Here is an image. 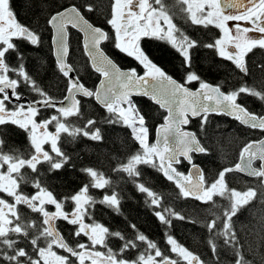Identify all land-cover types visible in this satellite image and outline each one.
I'll list each match as a JSON object with an SVG mask.
<instances>
[{
  "label": "snow or ice",
  "instance_id": "obj_1",
  "mask_svg": "<svg viewBox=\"0 0 264 264\" xmlns=\"http://www.w3.org/2000/svg\"><path fill=\"white\" fill-rule=\"evenodd\" d=\"M178 2L188 5L187 9H182V11H187L190 14L193 24H203L204 26L215 24L224 31L225 35L230 32L226 26V22L230 20L250 22L254 26L243 29L239 24L235 26L236 35L228 43L237 50L236 52L229 51L225 46V41L221 39L215 40L214 44L204 45L207 48H215L219 56L233 61L241 72L247 74L248 70L244 60L246 54L255 47L264 49V38L253 39L247 36L250 31L264 33V0H203V3L196 5L195 11L190 0H178ZM132 4L133 0H124L123 3L122 0H114L111 19L108 23L115 30V47L128 56H134L145 69L143 75L137 74L135 69L127 72L121 71L102 51L100 45L109 38L108 34L101 28L90 24L81 12V8L89 12L92 11L93 8L90 4L79 6L72 4L51 15L47 23L55 33L53 43L56 49V63L58 70L69 78L68 96L65 99L71 100L69 105L61 106L57 111L63 117L79 114L80 102L76 96H95L96 100L100 101L114 117L107 122H122L130 126L134 139L139 143L142 150L131 156L128 163L119 169L120 171L126 172L129 177H139L140 172L137 170V165L145 164L158 168L168 180L175 182L182 196L194 197L203 202L212 201L214 195L225 196L228 193L230 209L224 213L226 219L223 229L218 235L224 237L226 245L233 244L234 246L236 240L235 234L231 230V219L241 207L255 198L257 193L252 189L246 192L229 190L225 183V175L237 170L247 172L250 176L264 178V142H261L259 146L255 142L248 143L240 152V163L235 165V169L225 168L219 173L218 179L206 187L203 172L198 166L192 164V156L190 155L191 153H205L206 149L201 145L196 135L190 131H185L183 126L189 124L190 117L200 116L201 127L203 128L207 122L208 114L217 113L233 116L242 124L264 130V116L250 113L237 102L241 93L255 95L261 100H264V93L243 86L236 91L225 94L219 87H213L203 82L194 71L187 73L185 83H180L171 75L166 74L141 50L139 47L141 37L153 36L160 40H166L183 57L185 64L189 67L191 65L190 50L198 46V41L183 34H181V39H177L174 33L178 29L172 23L162 0H155V4L160 5L159 9L153 7L149 0H138L139 13L131 10ZM205 5L208 9L206 12ZM226 9H237V14H225ZM161 21H163V25L167 26V31L161 25ZM69 26L84 33L85 51L91 59L95 71L104 77L100 82L103 87L97 88L95 92L86 88L76 77L70 75L73 69L66 62L69 53ZM13 38H23L32 45H38L41 42L40 37L35 32L16 22L14 13L9 6V0H0V44L3 45L0 47V94H2V98H0V125L11 123L18 125L26 132L30 131V141L35 150V154L31 155L29 159L0 153V169L7 165L6 172L0 171V192L6 193L14 200V203L9 204L4 199H0V245L4 246L0 248V260L7 261V264H41V261L43 264H71L69 256H61L53 251L55 245L65 250L71 257H75L78 264H85L86 259L90 260V264H177L176 260L164 256L155 242L148 240L144 234L140 233L136 235L135 240L145 242L147 249L155 250V255L148 254L145 257L141 253L137 260L131 262L118 258L125 251L135 248L137 245L133 240H125L119 231L110 233L107 227L99 223L88 224L84 222L85 216L89 215L88 206L97 202L88 194L89 185H85L78 193L71 196V200L75 203V209L71 213L64 212L63 203L57 201L53 193L42 187L39 181L34 183L33 186L38 191L31 197L18 192L19 184L13 173H16L20 180H23V176L20 175L21 168L27 166L36 172L37 165L44 161L49 164V170L54 171L61 169L67 163L68 157L61 151L57 143L61 132H68L73 137L82 132L84 136L92 140H100L102 137L98 128L93 132L86 130L95 124L93 120L87 121L85 129L70 131L69 127L60 122L56 116L37 123L34 119L38 114V108L35 104H28L26 110L25 105H17L13 110L6 107V101L12 102L13 98L17 101L20 100V95L16 91L19 86L18 80L6 75L10 70L15 71L16 75L23 79V82L30 84L33 90L44 96L43 101L40 102L44 107H56L52 98L43 93L35 81L31 80L24 70L23 63L20 64L18 70L10 69L6 63V54L10 50H16V45L12 42ZM197 81L199 82V90L197 91H192L186 86V83ZM7 90H11V96ZM133 94L148 97L168 111L164 123L158 129L159 138L155 144L149 145L147 143L148 128L145 124V117L139 114L138 109L133 106L131 100ZM61 103L63 104V102ZM123 105H127V107H123ZM53 121H56V131L49 133L46 129L48 124ZM37 129L45 131L41 136H37ZM49 142L55 157L43 149V144ZM2 143L3 141L0 140V144ZM180 157L192 164V171L188 175L178 172L173 166L181 162ZM255 159L262 162L259 169L252 167ZM82 171L92 178L91 187L103 188L109 184L108 180L92 168L82 169ZM137 187L140 192L146 193L151 198V205H159L156 193L142 183L138 184ZM99 202L114 208L117 212L119 211L120 202L116 194L105 195L103 200ZM21 204L26 205L33 212L40 213L43 217L42 225L38 226L34 221L31 223L22 222L17 210V206ZM45 205H54L56 211L48 212ZM9 216L15 219H10ZM155 216L167 226H171L169 216L184 219L183 216L173 213L169 209H165L164 212L156 211ZM57 219H63L71 225H78L75 235L86 236L90 245L79 243L76 248L70 246L54 226ZM207 227L211 232L216 227L215 221L208 224ZM29 229L37 230L30 240L37 258H33L24 248H18L16 246L18 241L10 238V234L22 235L27 238ZM108 235L125 240L119 253H114L111 248L107 249V253L92 250L95 249L96 245L107 247L105 241ZM41 239L46 243V247L39 246L38 242ZM166 242L171 246V252L176 253L186 264H202L198 256L181 246L173 236L167 235ZM209 243L215 252V243L213 241ZM156 257L161 259L156 260ZM236 264H248V262L240 257Z\"/></svg>",
  "mask_w": 264,
  "mask_h": 264
},
{
  "label": "trees",
  "instance_id": "obj_2",
  "mask_svg": "<svg viewBox=\"0 0 264 264\" xmlns=\"http://www.w3.org/2000/svg\"><path fill=\"white\" fill-rule=\"evenodd\" d=\"M20 1L18 2L22 6L17 5L12 9L22 13L24 17H28L31 22L38 24L40 28L43 27L45 19L51 13L60 9L64 4H71L72 2V4L78 6L83 4L92 6V11L89 12L81 8V12L89 23L95 27H105V23L110 19V0ZM68 42L70 52L80 50L78 36L75 33L71 32L69 34ZM43 49L40 47L39 52H48ZM28 55L26 54V56ZM211 61L212 58L205 54L203 60L200 58L198 67L201 68L205 76H207V73L212 74L208 77V81L219 85L220 90L224 93L236 91L243 86L264 93V52H256V49H253L247 54L246 67L248 71L244 75L218 60H214V64H211ZM33 64H35V66H32L36 68V72H45L46 68L48 69V66H50V84H53L51 57L49 59L48 54H44L43 57L40 55ZM87 73L90 74L89 71ZM82 84L88 88L92 86L88 80ZM237 102L251 113H262L264 110V100H260L258 104H255L253 101L247 102L239 95ZM144 106L143 110L140 109V112L145 117L146 122L151 124L153 120H148L146 115L149 105L144 104ZM80 109V117L85 119V122L88 120L95 121V124L90 126L89 129L98 128L102 137L101 141L84 139L79 136L72 137L68 145L64 149L61 148V151L68 157L67 163L59 170L49 171L43 169L42 171L45 173L49 171V177L43 174L44 180L41 181L53 193L57 201L63 203V211L66 213H71L75 208L71 196L80 191L85 185H89L88 194L97 202L88 206L89 215L85 216L84 222L88 224L99 223L107 227L110 233L119 231L125 237V240H133L137 245V247L125 251L118 258L131 262L137 260L141 253L145 256L148 254L155 255V250L147 249L145 242L135 240L136 235L140 233L144 234L148 240L155 242L164 256L176 261L178 255L171 252V246L166 242L167 235L173 236L181 246L198 256L202 264H234L240 257H243L248 264H264V192L259 189L258 183L255 184L253 180L243 179L235 175V183H232L231 179V181H226L229 190L246 192L253 187L252 190L257 193L255 198L241 207L236 215L232 217L231 230L235 234L236 242L234 246L233 244L226 245L224 237L218 235V233L222 231L226 219L224 213L230 209L228 193L222 197H215L212 201L199 204L197 201L180 196L172 184L164 181L155 169L153 171L140 170L139 177L123 182V177L115 172V165L136 154L138 148L122 127L115 123L106 126V121H102L100 114L102 111L90 100L82 101ZM219 121L218 118L211 116L202 128L201 122L196 120L198 128H193L201 144L206 149L207 155L197 158V163L203 169L207 184H210L217 174L227 168L235 159L236 144L240 140V138H235L237 135L232 131H226L225 124ZM78 126L82 127V124ZM0 140L3 141L0 145V153L23 159L27 155L24 145L21 144L19 139L18 132L12 130L11 127L0 128ZM13 147H18V150L12 151V149L9 151ZM86 168H92L108 177L110 179L108 187L105 190H96L91 187L89 177L86 172L82 171ZM137 183L144 184L145 187L156 193L159 199L158 206L151 205V198L137 190ZM112 194H116L120 202L118 212L114 208L99 202L104 195ZM52 209L53 207H50L51 212H53ZM165 209L183 216L184 219L169 216L171 226L162 224L155 216V212H164ZM213 221H215L216 227L210 232L207 225ZM56 229L73 248H76L77 244L87 241L84 235H75L76 225H71L62 219L56 222ZM125 240L108 235L105 241L107 247L101 245L99 251L107 253V249L111 248L114 253H119ZM210 241H213L216 245L215 252L212 250ZM3 247L0 246V248ZM58 252L60 255H65L63 249H59ZM156 259L160 260L161 258L156 257ZM0 264H7V261L0 260Z\"/></svg>",
  "mask_w": 264,
  "mask_h": 264
},
{
  "label": "flooded vegetation",
  "instance_id": "obj_3",
  "mask_svg": "<svg viewBox=\"0 0 264 264\" xmlns=\"http://www.w3.org/2000/svg\"><path fill=\"white\" fill-rule=\"evenodd\" d=\"M18 1H20V0H9V6H10V9L12 10V12L14 13L16 22H18L22 26L27 27L30 31L35 32L40 37L41 42L38 45H32L29 41H27L23 38H13L12 42L16 45V50H10L9 53L6 54V63L10 66V69H15V70H18L20 67V64L23 63L24 70L28 73L31 80L35 81V84L38 86V88L40 90H42V92L45 93L48 97H51L53 101H59L64 97L66 90H67L69 85L67 83L66 77L59 73V71H58V69L54 63V60L52 58L51 48H50V29L47 26V20L51 15H53L57 11L62 10L65 6H71L73 2L72 3L70 2L71 4H68V3L66 5L64 4L63 6L60 7V9L51 13L45 19V21L43 23V27L40 28V27H38V24L31 22L28 17H24L22 13H19V12L14 11L12 9L14 6L17 7V5L22 6V5H20L21 1H20V3ZM110 1H111V12H110V19H111L112 6H113L114 0H110ZM123 2H124V0H122V3ZM149 3L152 4V6L157 8V9L160 8V5L155 4V0H149ZM162 3L165 6L168 15L171 17L172 23L176 26V29H178V31H176L174 33V35L177 37V39H181L182 38L181 34H183L184 36H187L191 39L198 41V46L195 47L194 49L190 50L191 65L189 67L188 65L185 64L183 57L166 40H160V39L153 37V36H142L141 37V39L139 40V47L141 48V50L152 60V62H154L158 67H160L166 74L171 75L174 79H176L180 83H185L187 73L189 71H194L201 78V80L203 82H206L210 85L217 86L220 88L219 85L213 84L212 82L208 81V77L212 76V74L207 73L206 74L207 76H205V74L201 70V68L198 67L199 66L198 62H199L200 58L203 60L205 54L210 56V58H212L211 64H214V60H218V61L222 62L223 64L230 66L233 70H236L243 75L245 74L244 72H241L239 68L236 67V65L233 61L219 56L218 52L216 51L215 48H207L204 46V45L209 44V43L214 44L215 40L222 38L221 37V35H222L221 29L219 27H217L215 24H209L207 26H204L203 24H193L191 19H190V14L187 11H182V9H187L188 5L178 2V0H162ZM190 3L192 5L193 10L195 11L196 5L203 3V0H190ZM130 7H131V10L133 12L139 13L138 0H133V4ZM207 10H208L207 6L205 5V12ZM125 11L127 12V9H125ZM198 15H199V13H198ZM108 21L105 23V25H106L105 27H102V28L99 27L104 32H106L108 34V37H109L106 41H104L100 45L102 51L105 53V55L109 59H111L113 61V63L120 70H128L129 71L131 69H135L137 74H139V75L144 74L145 69H144L143 65H141L139 63V61H137L135 59L134 56H128L126 53L119 51L115 47V43H116L115 30L108 23ZM237 24H239L241 26V29L254 27L250 22H245V21L230 20V21L226 22V26L230 29V32L228 33V35H226L225 46L231 52L237 51L234 47L231 46V44L228 43V41H230L236 35L235 26ZM161 25H163V21H161ZM163 26L165 27V31H167V26L166 25H163ZM71 32L75 33L78 36V46H79L80 50L78 52H70V48H69V53H68V56L66 57V62H67V64H69L71 66V68L73 69L74 75L80 81V83H83V82L88 80L89 83L92 84V86L90 88H88L86 86L85 87L93 91L98 80H99V75L92 72V70L90 69V66L88 64V60L85 57L84 53L82 52V48H81V44H80V35L78 33H76L75 31L68 29V39H69V34ZM247 36H249L253 39H260V38H264V33H259L256 31H250L247 33ZM2 46L3 45L0 44V47H2ZM40 47L44 48L43 50H46L48 52H39ZM68 47H69V42H68ZM103 48H105V49H103ZM253 49H256V52H264V49L259 48V47H255ZM29 50H31V52H29ZM32 51H35V52H32ZM26 54H29L30 57H28L29 55L26 56ZM44 54L45 55L48 54L49 59L51 57V61L53 64V68H52V72H53L52 78H54L53 84H50V66H48V69L46 68L45 72H39V71L36 72V68L33 67V66H35V64H33V62L36 61L40 55H41V57H43ZM247 54L244 57L245 64H246ZM86 70L89 71L91 75L88 74ZM6 75H8L9 78L17 79L19 82V86L17 87L16 91L20 95V100L17 101L13 98L12 102L6 101V107L9 110L15 109L17 105H25V110H26L28 102L32 103V102H36V101H43L44 96L40 95L37 91L33 90L32 86L30 84H26L25 82H23V79L21 77H18L16 75L15 71L10 70L8 73H6ZM44 75H46V76H44ZM92 75H93V78H92ZM186 86L190 90H193V89H196L199 87V82L197 81V82L186 83ZM7 91H8V94L11 92V90H7ZM225 94H228V93H225ZM240 95L247 102L253 101V102H255V104H258L259 101L261 100L257 96L250 95L247 93H241ZM0 98H2V94H0ZM141 99H143V100H141ZM77 100H79V102H80L79 103V114L72 115L69 117H63L59 112H55L54 110H52L50 108H41V109H38V114L36 117H34V119L36 120L37 123H40L42 121L49 120L52 116H56V117L62 116L61 118L59 117L60 122L64 123L66 126H68L70 131L73 129H85V125L87 124V121L85 122V119H82L80 117V115H81L80 107H81L82 101L90 100L94 105H96V104L93 102L92 97H88V98L77 97ZM131 100L133 102V106L136 109H138V112L141 115H142V113L140 112V109L143 110V108L145 107L144 104L149 105L147 108L148 111H146L148 113L147 114L145 113V114L147 115L148 120H151V119L153 120V123L149 124L145 120V124H146V127L148 128L147 143L149 145H151V144H153V141H154V130L157 126L162 124V120L164 119L166 114L162 109H159L156 105L152 104L149 99L139 97V98H131ZM126 106L127 105H123V107H126ZM242 107H244V106H242ZM99 109L102 111V113H100L101 117H102V121H106L105 125L110 126L112 123H108L107 121L109 119H113L114 117L112 116V114H110L107 111V109H101V108H99ZM252 114L257 115V116H264V110L262 113H252ZM211 116L218 118L220 120L219 122H223L225 124V128L227 129L226 131H232V133H235V135H237L235 138H240V140L238 142L236 141L237 142V144H236L237 145L236 146V152L237 153H236L235 159L230 163V165L227 168H231L237 163L241 149L245 145H247L248 143H251V142H257L261 139H264V130H257V129H251L248 127H243L237 122V120L229 119L227 117H224L223 115H208L207 120ZM196 120H199L201 122V117L196 118V119H190L189 124L186 127H184L183 129L185 131H190L196 135V133L193 130V128L194 129L198 128V125L196 126ZM81 124H82V127H79L78 125L81 126ZM115 124L122 127L128 133L129 138L138 148L135 153L141 152L142 150L140 148V145L134 139L133 131L131 130V128L128 125L123 124L122 122H117ZM6 126H9L12 128V130L18 132V136H19V139L21 140V144L23 143L24 148H25V152L27 153V155L24 157V159H29L31 157V155L35 154V150L31 144V141H30V135H31L30 131L26 132L25 130L21 129L18 125H13L11 123H8L5 125H0V128L6 127ZM55 127H56V122L53 121L52 123L48 124L46 131L49 133H55V131H56ZM86 130H88L89 132H93L96 129L87 128ZM44 131L45 130H43V129H37L36 135L41 136ZM77 136L84 138V139L92 140L89 137L84 136L82 132L76 134L74 137H77ZM20 137H22L23 139H21ZM72 137H73V135H70L68 132H61L60 136H59V140L57 142L58 147L60 149L61 148L64 149L65 146L68 145V142ZM196 137H197V135H196ZM197 139H198V137H197ZM95 141H99V140H95ZM62 144H63V146H62ZM43 149L45 151H48L50 155L55 157V153H53L51 151L50 142L43 144ZM11 150L12 151L18 150V147H13V148L9 149V151H11ZM190 155L192 156V164H196L200 167V165L197 163V158L204 156V155H207V154L205 152V153H202L201 155H195L193 153H191ZM130 158H131V156L128 157V159L126 161L115 165V168H116L115 172L117 174H120L123 177V182H127L128 180L131 181L132 179L137 178V177H129V175L126 172L119 170L123 165L128 163ZM180 161L181 162L178 164H175L174 167L177 169L178 172H180L184 175H187L188 168L192 164L186 163L181 158H180ZM252 166L257 169L259 166V162L258 161L253 162ZM43 169L49 170V164L47 162L42 161L41 163H39L37 165V171L36 172H33L27 166L21 168L20 175L23 176V178H24L23 180H20L19 176H17L16 173H13V176L17 178V181L19 184L18 192L22 193L28 197H31L32 195L36 194L38 190L33 186L36 181H39L41 186L45 187L46 185L41 180H44L43 174H45L47 176L49 175L48 173L50 170L48 171V173H45L44 171H42ZM143 169L152 170V171H153V169H155L159 173V175L161 176L160 170H158V168H153V167H151L149 165H145V164L137 165L138 171H140V170L142 171ZM200 169L203 172V169L201 167H200ZM0 171L6 172L7 166H4L2 169H0ZM219 173L217 174V176L215 177V179L211 183H213L216 179H218ZM98 174L101 175L104 179L108 180L110 183V179L108 177H106L100 173H98ZM203 175H204V173H203ZM234 175L236 177H240L243 179L253 180L255 184L258 183L257 185L259 186V189H261L264 192V190L260 186V177H254V178L250 179V178H246V177L241 176V175L234 173V172H228L225 175V183L227 180L228 181L232 180V183H235L236 177ZM87 176L89 177V179L92 183V178L88 174H87ZM138 184L139 183L136 184L137 190H138V187H137ZM210 184L206 183L205 186L207 187ZM108 185H106L103 188H95V189L96 190H105L106 187H108ZM45 188H47V187H45ZM252 188H250V189H252ZM47 190H49V189L47 188ZM140 193H142V192H140ZM180 196H182V195L180 194ZM182 197H184V196H182ZM215 197H218V196L214 195L213 198H215ZM184 198H186V197H184ZM0 199H4L9 204L14 203L13 197H10L6 193H3V192H0ZM102 200H103V198H102ZM193 201H196V200H193ZM203 203H205V202H203ZM199 204H202V203H199ZM21 206H23V207H21ZM50 207H52V206L45 205L46 210L48 212L52 213L50 211ZM17 210L21 216L22 222L31 223L34 221L37 223L38 226L42 225L43 217L40 213L33 212L31 209H29L26 205H23V204L18 205ZM9 218L15 219L11 216ZM58 220H61V219L55 220V227H56V222H58ZM77 228H78V225H76V230H77ZM36 231L37 230L29 229V236L27 238H25L22 235L10 234V238L18 241L17 246H19L20 248H24L33 258H37V254L34 251L33 246L30 243V240L36 234ZM38 243H39L40 247H46L47 246L43 239H41ZM84 243L90 245L88 238H87V241ZM0 246H3V245H0ZM100 246L101 245H96L95 249H92V250L99 251ZM59 249H61V248H58L55 245L53 246V251H55L58 255H60V253L58 252ZM77 250H79V249H77ZM64 252H65V255H61V256H69L71 264H78V261L76 260L75 257H71L70 254L67 253L65 250H64ZM177 258H178L177 264H185V263H183L184 261L179 256H177ZM41 264H43V261H41ZM85 264H90V260L86 259ZM234 264H236V263H234Z\"/></svg>",
  "mask_w": 264,
  "mask_h": 264
},
{
  "label": "water",
  "instance_id": "obj_4",
  "mask_svg": "<svg viewBox=\"0 0 264 264\" xmlns=\"http://www.w3.org/2000/svg\"><path fill=\"white\" fill-rule=\"evenodd\" d=\"M62 10H63V9H62ZM62 10H60V11H62ZM229 13H231V14H237V9H226V10H225V14H229ZM54 14H55V13H54ZM54 14H53V15H54ZM50 17H51V16H50ZM50 17L48 18V20L50 19ZM48 20H47V21H48ZM47 26H48L49 29H50V48H51V55H52V58H53V60H54L55 65H56V67H57V63H56V49H55V45H54V43H53V37H54L55 33H54V30L51 28V26H50L48 23H47ZM94 27H95V26H94ZM68 29H71V30L75 31L76 33H78V34L80 35V44H81L82 52L84 53L85 57H86L87 60H88V64H89V66H90V69L92 70V72H94V73H96L97 75H99V80H98V82H97V84H96V86H95V88H94V90H93V92H95V90H96L97 88H102V87H103V86L101 85L100 82H101V80L104 79V77H102L100 73H98V72L95 71V69H94L93 66H92V61H91V59L88 57V55H87V53H86V51H85V48H84V33L81 32V31H79L78 29L72 28L71 26H69ZM103 42H104V41H103ZM103 42H102V43H103ZM102 43H101V44H102ZM57 69H58V67H57ZM58 71H59V70H58ZM121 71H125V72H127L128 70H121ZM59 73L62 74L60 71H59ZM62 75H63V74H62ZM70 75L73 76V77H76V76L74 75V72H73V71H72V73H70ZM142 75H143V74H142ZM66 80H67V83H68V85H69V78L66 77ZM211 86H213V85H211ZM68 87H69V86H68ZM213 87H217V86H213ZM67 89H68V88H67ZM197 90H199V87L196 88V89H193L192 91H197ZM10 95H11V92L9 93V96H10ZM66 96H68V91H67V90H66V93H65L64 97H63L61 100H59V101H54V102L56 103V107H44L43 104L40 103V102H42V101H36V102H32V103L28 102V104H35L36 107H37L38 109H41V108H50V109L54 110L55 112H58L57 109H58L59 107H61V106H67V105H69V104L71 103V100H66V99H65ZM77 97L88 98V97H85V96H83V95H78V96H76V99H77ZM139 97L149 99V100L151 101L152 104L156 105L159 109H162V110L165 112L166 116L168 115V111H167L166 108H161L158 104H156V103H155L153 100H151L150 98L145 97V96H142V95H136V94H133V95L131 96V98H139ZM92 99H93V102H94L99 108H101V109H106L100 101L96 100L95 96H92ZM61 102H63V104H62ZM208 115H223L224 117H227V118H229V119H235L233 116L226 115V114L209 113ZM166 116H165V117H166ZM165 117H164V119L162 120V124L164 123ZM199 117H200V116H198V117H190V119H196V118H199ZM235 120H236V119H235ZM237 122H238L241 126H243V127L251 128V127H249L248 125L242 124L239 120H237ZM162 124H161V125H162ZM161 125L157 126V127L155 128V130H154V141H153V144L157 143V140H158V138H159L158 129L160 128ZM186 126H187V125L183 126V128L186 127ZM251 129H254V128H251ZM255 129H257V130H261V129H259V128H255ZM261 142H264V139H261V140L255 142V143L257 144V146H259ZM251 143H252V142H251ZM245 146H246V145H245ZM245 146H244V147H245ZM244 147H243V148H244ZM243 148H242V149H243ZM242 149H241V151H242ZM193 154H195V155H201L202 153H193ZM180 158L183 159L186 163H189V162H188L187 160H185L183 157H180ZM255 161H258V162H259V166H258V168H257V169H259L260 166H261V163H262V162H261L259 159H255L253 162H255ZM237 163H240V154H239V157H238V161H237ZM237 163H236V164H237ZM236 164H235V165H236ZM174 165H175V164H174ZM174 165H173V166H174ZM195 165H196V164H195ZM235 165H234L233 167H231V168L235 169ZM196 166H198V165H196ZM198 167H199V166H198ZM252 167H253V166H252ZM199 168H200V167H199ZM253 168H254V167H253ZM190 171H192V165L188 168L187 175L189 174ZM231 172L237 173V174H239V175H241V176H244V177H246V178H250V179H251V178H254V176H250V175H248L247 172H242V171H237V170H233V171H231ZM160 173H161V176L163 177V179H164L165 181H167L168 183H171V184L175 187V189L180 193V190H179V188L176 186L175 182H174V181H170V180H168V179L163 175L162 171H160ZM260 186H261V188L264 190V178H261V177H260ZM186 198H187V199H190V200H196L198 203H203V201L197 200V199H195L194 197H186ZM54 226H55V222H54ZM55 228H56V227H55Z\"/></svg>",
  "mask_w": 264,
  "mask_h": 264
},
{
  "label": "rangeland",
  "instance_id": "obj_5",
  "mask_svg": "<svg viewBox=\"0 0 264 264\" xmlns=\"http://www.w3.org/2000/svg\"><path fill=\"white\" fill-rule=\"evenodd\" d=\"M221 29V28H220ZM221 40H223V41H225V43H226V35H225V33L223 32V30L221 29ZM217 51V50H216ZM127 107V106H126ZM60 117V116H59ZM59 117H57L58 119H59ZM62 117V116H61ZM60 117V118H61ZM60 120V119H59ZM56 122V121H55ZM137 126H138V121H137ZM130 127V126H129ZM131 128V127H130ZM55 129H56V127H55ZM131 130H132V128H131ZM134 136V135H133ZM5 166H7V165H5ZM218 197H222V196H220V195H217ZM228 197V196H227ZM75 204V203H74ZM50 206H52L53 207V209H52V211L53 212H55L56 211V209H55V206L54 205H50ZM5 211L7 212V209H5ZM52 212V213H53ZM10 217V216H9ZM145 257H147V256H145ZM184 263L186 264V262L184 261Z\"/></svg>",
  "mask_w": 264,
  "mask_h": 264
}]
</instances>
